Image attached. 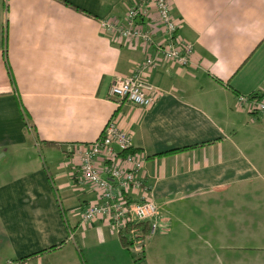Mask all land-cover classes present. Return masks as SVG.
I'll list each match as a JSON object with an SVG mask.
<instances>
[{"label": "crops", "instance_id": "0c3cea01", "mask_svg": "<svg viewBox=\"0 0 264 264\" xmlns=\"http://www.w3.org/2000/svg\"><path fill=\"white\" fill-rule=\"evenodd\" d=\"M170 2L193 62L149 69L145 108L109 91L152 48L101 24L134 0H0V264H264V118L236 101L264 95V0ZM146 26L163 40L154 10ZM114 116L159 210L139 256L107 218L81 222L100 194L78 150Z\"/></svg>", "mask_w": 264, "mask_h": 264}, {"label": "built area", "instance_id": "2783aa9c", "mask_svg": "<svg viewBox=\"0 0 264 264\" xmlns=\"http://www.w3.org/2000/svg\"><path fill=\"white\" fill-rule=\"evenodd\" d=\"M152 10L156 12L158 23L163 29V40H157L146 26ZM101 24L108 34L141 42L152 48L151 54L133 73L119 75L112 81L109 93L119 106L131 102L149 108L157 102L160 89L145 78V73L158 66L162 60L176 61L181 65L193 62L195 45L178 35L179 24L172 14L170 0H134L124 21L104 19ZM236 101L241 107L264 118V95L238 93ZM133 147L132 135L120 126L115 116L108 121L98 139L79 147L82 178L100 194L99 201L85 208L81 220L83 224L98 217L107 218L119 232L128 223L150 220L151 231L157 229L158 224L154 219L159 210L145 180V157L139 152L121 155L122 151ZM99 157L105 164L102 171L97 167ZM131 191L140 192L139 197L135 199ZM134 246L138 252H143L142 239ZM8 264L15 263L10 261Z\"/></svg>", "mask_w": 264, "mask_h": 264}, {"label": "trees", "instance_id": "16d2710c", "mask_svg": "<svg viewBox=\"0 0 264 264\" xmlns=\"http://www.w3.org/2000/svg\"><path fill=\"white\" fill-rule=\"evenodd\" d=\"M48 144L54 145L55 143L48 142ZM128 152L136 153V152H140V150L135 149L133 147L132 149L122 151L121 155L127 154ZM150 232H151V221L147 220V221H141L137 223L135 222V223L126 224L122 228V230L118 232V236H119L121 244L124 247L130 249L131 246H133L140 239H142L143 244H144V241L150 235Z\"/></svg>", "mask_w": 264, "mask_h": 264}, {"label": "rangeland", "instance_id": "374dc122", "mask_svg": "<svg viewBox=\"0 0 264 264\" xmlns=\"http://www.w3.org/2000/svg\"><path fill=\"white\" fill-rule=\"evenodd\" d=\"M111 223V222H110ZM113 226H114V229L115 230H117V227L114 225V224H112ZM160 230V226H159V229H158V232L155 234V235H153L152 237L153 238H159L160 237V232L161 231H159ZM243 232H245V231H243ZM264 231H250V236L252 237V240H254L255 242H264V236H262V234H264L263 233ZM229 233H235L234 231H229ZM258 237V238H257ZM152 238V239H153ZM241 241V239H240V237H239V235H238V240H237V242H240ZM136 251V252H135ZM131 252H133V254H138V256H139V254H141L140 252H138L137 250H136V247L133 245V246H131ZM257 264H258V262H257Z\"/></svg>", "mask_w": 264, "mask_h": 264}]
</instances>
